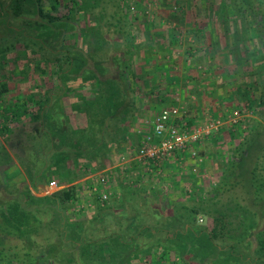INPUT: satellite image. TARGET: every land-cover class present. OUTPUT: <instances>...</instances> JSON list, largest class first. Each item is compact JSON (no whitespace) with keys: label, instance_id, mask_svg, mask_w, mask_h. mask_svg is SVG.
Here are the masks:
<instances>
[{"label":"trees","instance_id":"obj_1","mask_svg":"<svg viewBox=\"0 0 264 264\" xmlns=\"http://www.w3.org/2000/svg\"><path fill=\"white\" fill-rule=\"evenodd\" d=\"M6 3L9 5L3 15L7 27L4 36L8 38L5 45H0V52L23 47L32 55L40 54L44 62H49L47 54L57 58L56 88L36 92L31 106L27 101L10 117L18 122L28 118L32 124L16 127L17 149L27 157L28 163L21 160L31 185L41 189L40 185L48 186L55 180L62 188L44 197L36 196L29 184L12 175V170L7 174L14 162L0 148V188L10 189L0 194V214L2 221L12 228L10 235L0 232V264L70 263L74 261L73 250H80L79 258H83L84 264H131L135 260L140 264H264V0H220L215 10L210 0H199L196 5V39L205 40L213 35L210 27L219 20L221 33L218 31L216 36L224 47H233L224 57L227 66L223 65L225 73L220 75L224 87L231 85L229 76L237 81L232 92L236 100L240 95L241 101L239 108L232 110L242 111L249 103L257 117L246 125V130L233 132L223 128L213 135L219 146H227L225 154H229L217 184L208 196L192 193L193 199L189 201L173 198L174 189L165 193L163 188L148 191L145 186L127 187L124 199H98L94 222L103 221L110 212L118 228L97 239H90L85 229L81 232L80 226L69 221L67 207L76 198V192L73 184L66 185L74 179L66 177L68 173H59L77 165L79 178L82 168L96 165L93 160L86 161L89 156H106L126 143L129 125L138 113V100L146 87L154 93L161 64L155 63L151 69L135 64V55L143 51L138 49L130 28L125 0ZM81 14L95 16L98 25L104 22L96 35L98 48L105 57L100 55L97 59L87 49H74L73 44L63 41V35L59 36L62 25L75 21ZM176 34L170 36L172 46L179 45ZM58 37L63 44L52 46ZM104 44L108 46L105 50ZM149 74L152 78L148 80ZM6 91L8 87L1 83V99ZM235 99H228V106L239 102ZM55 105L60 113L54 111ZM73 113L82 114L79 125L72 123ZM32 130L38 132L33 138H42L39 156L28 142L31 136L25 134ZM221 151L216 158L222 157ZM73 154L83 162L71 164ZM51 171L55 176L48 179L47 173ZM138 195L141 199L136 201ZM124 206H129V210H124ZM208 218L213 221L211 229L199 222ZM252 235L257 237L254 249ZM10 236L17 237L19 242L8 245L5 238L7 241Z\"/></svg>","mask_w":264,"mask_h":264},{"label":"rangeland","instance_id":"obj_2","mask_svg":"<svg viewBox=\"0 0 264 264\" xmlns=\"http://www.w3.org/2000/svg\"><path fill=\"white\" fill-rule=\"evenodd\" d=\"M125 3L127 4V13L129 14V20H130V28H132V33L136 36V44L139 50L143 51L141 54L135 55L136 65H147L148 69H151V66L154 63V61L157 60L159 63V55H162L161 61H163L166 57L163 53L162 49H166V46L177 48L176 50L181 52L188 46V39L191 37L194 41L196 40L197 43L201 39H196L195 36V29L193 25V21H197L195 17V12L197 10V4L199 3V0L197 2H193L192 0H125ZM210 3H212V9L215 10L220 3V0H210ZM9 4L6 3V0L2 1L0 0V45L3 44L4 41H7L8 37H5L4 35L7 34V27L5 26V20L4 18V10L7 9ZM200 5V4H199ZM8 24L10 25V17L8 18ZM104 22L100 23L98 25L95 16H89V15H80L75 18V21L68 22L67 24L62 25L61 30L62 33H60L59 36L63 35V41H67L70 46L74 45V49L77 47H80L81 49H87L89 53H92L93 56L97 58V56L102 55L105 57V55L100 51L98 48V38L96 35V32H98V29L100 27L103 28ZM8 25V26H9ZM101 28V29H102ZM173 28V30H171ZM10 29V28H8ZM175 29V30H174ZM180 30L185 33V39L182 45V48L176 47L174 44L172 46L170 42V36L174 35L176 30ZM10 33V31L8 30ZM71 35V36H69ZM5 37V38H4ZM60 37L54 41L52 46H58L62 45L63 42H60ZM198 38V37H197ZM195 43V42H194ZM73 44V45H71ZM104 50L108 48L106 44L103 45ZM137 50V51H139ZM138 53V52H137ZM183 54V53H182ZM180 54L181 56L177 55V62H173L172 64H169L170 66L164 67L162 66V80H158V82L155 84L156 93L158 92L159 95H156L151 92L150 87H146L143 93L141 95L140 99L138 100V113L136 114L134 118V122H132L129 125V132L135 131L137 132L140 128H145L148 124V122H151L155 115L165 106H167L171 100L168 98V92L169 90L167 87H170L171 85H175V91L174 97H179L177 95V90H186L184 87L186 86L185 82L181 80V77L184 76V70H185V55ZM47 58L49 59V62H44L43 58L40 54L32 55L28 53L23 47H17V49L12 51H3L0 52V85L6 84L8 87V91L3 95L2 102L0 103V118L2 119V122H5L7 120L8 114L14 115L15 111H18V109L23 107L27 101V105L31 106L34 98V94L36 92H44V90H47L48 88L54 89L56 88L57 84L59 83L56 73L54 72L56 62V56H51L47 54ZM98 59V58H97ZM148 60V61H147ZM39 65V70H38ZM176 65H180L179 67H175ZM164 67V68H163ZM174 69L175 71H172L171 73H175V75H178L179 78L174 82L171 80H168L169 76L166 74H163L164 71H167V69ZM40 69H44V72H40ZM139 70V69H138ZM160 76V77H161ZM146 78L149 80L152 78V75H146ZM48 82L47 86L44 83ZM160 81V82H159ZM170 84V85H169ZM179 88V89H178ZM154 89V88H153ZM154 89V92H155ZM177 95V96H176ZM76 97V95H75ZM181 100V99H180ZM64 101H68L64 98ZM188 102V101H187ZM60 105L67 103V102H59ZM175 103H179V101L175 100ZM240 102H236L235 105L233 104L232 107L229 106L230 110L234 108H239ZM5 106H2V105ZM183 105L188 109V104ZM246 106L242 108V115L245 116L246 125H250L257 117L251 111V108L249 105L245 104ZM54 111H59L57 108H59L58 105H55ZM197 108L196 106H191L190 109L194 110ZM229 110V111H230ZM60 113V112H57ZM246 114H249L248 116ZM72 123L74 122V125H79L80 120L82 118V114L73 113L72 114ZM213 115V114H211ZM204 116V117H203ZM203 116L201 117V120H205L206 114L203 113ZM10 117V125H13V127L10 129V144H8V139L6 140L7 136L5 134L7 132L1 133L2 141H0V148H3L9 156H11V159L13 160V164L11 168L7 169V174H10V171L12 170V175H16V179L19 181H25L27 184H29L32 193H34L38 197H44L47 194H52L53 192L57 191V189H52L48 185V189L45 191H42L38 188H34L31 185L29 175L26 173V165L22 164V158L24 161L28 163V161L25 159L23 154L21 153L20 149H17L18 145H15L13 142L11 143V140L14 136H12L11 133H13V129H16L17 125H32L28 118H25L22 121H16ZM199 125V121L197 122ZM8 124V125H9ZM73 125V124H72ZM192 125V123L190 124ZM225 127V125L222 127ZM229 129V128H228ZM244 130V129H243ZM246 130V129H245ZM231 131V130H230ZM35 130H32L31 132H26L25 134L30 135L28 142L31 144V148H33V152H36L37 156H39L40 152V145L42 144V138L39 136L37 138H33L34 135H36ZM136 135H133L131 137L132 141H137ZM213 140V141H212ZM127 143H129L128 140ZM127 143H124L120 148L118 147V150L113 148V151L108 153L106 156H96L91 155L89 156V159L86 161L93 160V162L97 163L96 166H102L104 163H106L108 166H114L115 162L113 160L117 159L118 154H121L124 152L125 147ZM219 143V142H218ZM217 142H215L214 136H211L209 139H207L205 142L201 145V151H206L205 157L202 161H197L190 159L188 161L189 163L186 164L184 167L178 166V165H171L167 166L166 172L164 173V177L160 180V183H157L156 181H153V179H148L145 176L142 179V187H146V190L150 189H161L162 186L167 187L169 189H174L173 193H175L173 198H179L183 201H189L193 199L191 196L192 193H196V195H204L208 196L210 194V191L213 186H215L221 177L222 168L226 166V157H229V154H225L227 151L226 145L219 146ZM131 144V143H130ZM132 145V144H131ZM123 147V149H122ZM221 148L223 151H221ZM219 150L223 152L222 157L216 158L215 156L219 153ZM93 157V158H92ZM111 158L112 162H108L106 159ZM33 158V156H32ZM29 157L30 161L33 162V159ZM73 161L72 162H81L82 158L77 155H72ZM28 159V160H29ZM225 161H224V160ZM38 160V158H37ZM85 161V160H84ZM29 162V163H31ZM83 162V161H82ZM15 169L14 168V165ZM56 164V162L54 163ZM70 164V165H71ZM166 164V163H165ZM33 165V164H32ZM27 167H29L27 165ZM77 167V168H75ZM30 169V167H29ZM135 174L141 173V169H137V167L134 169ZM15 171V172H14ZM82 175L81 177H77L76 173L79 172V167L72 166L71 170L67 171H60L59 175H65V173H68V178H73L72 183H68L66 186L70 184H80L83 182L86 177L83 172V168L80 170ZM17 173V174H16ZM143 174V173H141ZM48 179H51V177H54L55 175L52 174V171L47 173ZM18 177V178H17ZM135 178L134 174H130V176H122L120 173L117 175V187L119 189L117 199H124V191L126 188H131L132 184H128V180H133ZM162 183V186H161ZM10 184V182H9ZM141 184V180H140ZM134 187V186H132ZM125 189V190H124ZM165 190V189H164ZM10 191V189L0 188V194H6L5 192ZM185 191L187 193H185ZM126 192V191H125ZM167 193V190L164 191ZM189 193V194H188ZM195 195V197H197ZM139 196V197H138ZM136 196L137 200H140V196ZM113 199H110L109 201H112ZM129 203V202H127ZM169 203V202H168ZM132 204V203H131ZM129 205V204H128ZM124 210H129V206H124ZM96 204L91 208L87 210H77V206L75 203H69L67 207V217L69 218V221L74 223V225L80 226L82 229L81 232L86 231V235L88 234V237L90 239H97L101 237L109 236L112 232H114L118 226L116 223L113 222V217L110 216V212L106 213V215L103 218V221H99V223L94 222V215L96 213ZM119 211H122V208H119ZM112 212V211H111ZM115 212V211H113ZM0 219L2 227L0 228V232L2 234L8 233L10 235V230L12 228L8 227L7 224H5L2 221V216L0 214ZM200 220V219H199ZM201 224L205 225L207 229H211L213 227V221L212 219H204V221H199ZM90 227V228H89ZM18 236V235H16ZM4 238V237H3ZM252 249L257 247V237L256 235H252ZM5 242L8 243L10 246H14L19 242V239L14 236H10L7 241L5 238ZM251 248V247H250ZM118 249V248H117ZM72 257H74V261L67 263L64 261V264H84L82 261L83 258H79L81 255L80 250H73L71 252ZM106 257H109L108 254H106ZM81 259V260H80ZM139 260L133 261L131 264H140L138 262ZM15 262V261H14ZM14 262L6 263V264H16ZM196 264V263H195Z\"/></svg>","mask_w":264,"mask_h":264},{"label":"built area","instance_id":"obj_3","mask_svg":"<svg viewBox=\"0 0 264 264\" xmlns=\"http://www.w3.org/2000/svg\"><path fill=\"white\" fill-rule=\"evenodd\" d=\"M176 33L178 41L183 43L186 38L185 33L178 29ZM188 40L193 42L191 37ZM176 101L179 100L176 98ZM224 116L226 120L220 117L210 118L201 125H190L188 112L183 104L176 103L162 108L145 128L137 130L136 133L140 138L138 147H132L126 141L124 152L118 154L114 166L109 169H102L96 165L83 168L86 179L80 184H74L76 198L71 203H75L79 211L91 209L98 199L109 201L116 198L119 191L116 183L118 173L123 177L134 174L135 178L128 180L127 183L142 187L144 176L160 183L167 166L184 167L190 159L195 162L202 161L205 158L201 154L202 143L219 132L224 124H227V128L233 132L246 128L244 115L239 109H233ZM7 122H10V114L5 122L0 118V136L1 133L10 131L11 125ZM129 138L126 137V140ZM129 152L135 154L130 156ZM136 167L141 169L143 174H135ZM49 187L57 190L62 188L55 180L49 183ZM162 188L169 190L168 186Z\"/></svg>","mask_w":264,"mask_h":264},{"label":"crops","instance_id":"obj_4","mask_svg":"<svg viewBox=\"0 0 264 264\" xmlns=\"http://www.w3.org/2000/svg\"><path fill=\"white\" fill-rule=\"evenodd\" d=\"M213 23H214L213 27H212V29L210 27V30H212L211 33L212 34L214 33V34L211 36L210 35L207 36L208 37L207 39L202 40L200 38L201 40H199L198 43L196 40L195 41L193 40V42L188 41L189 45L186 48H184V50H182L181 52L180 51L178 52L176 50L177 48L166 46V49H164V50L162 49L163 53H166L165 54L166 58L163 61H161L160 59H162L163 57H162V55H159V58H160V59H158L159 63L157 62V60L154 61V63L156 62L158 64H161L160 65L161 67L162 66L167 67V66H170L169 64H172L173 62H177V57H178L177 55L181 56L180 54H182V53L184 55L186 54L185 55L186 60H185V66H184L185 67L184 76L181 77V80L183 82H185V84H186V86L184 87L186 90H180V91L177 90L176 94L179 95V97H177V99L179 100V103H181V104L184 103L186 105L188 104V109H187L188 120H189L190 124L192 123V125H197L198 121H199V125H201V124L205 123L207 120H209L210 118L215 119V118L220 117V118H223L226 120L224 115L228 114V112L230 110V108L228 106L229 104L226 103V101L228 99H230L231 97L233 99L236 98L235 97L236 95L232 92V90H233L232 86L233 87L236 86L235 82H237L234 80V77H231V76L228 77L229 81H231V85H229V88L224 87V86H222V84H220V82H221L220 75L225 73V69H224L225 67L224 66H227V62L224 60V57H225V55H227L230 52L231 49H233V47H230V48L224 47V44H221L222 42L220 40V37L216 36V33H218V31H219L218 34L220 35L221 29H219V25L222 27V24L219 20L214 21ZM171 30H173V28H171ZM181 44H183V43L179 42V45L176 47L182 48ZM165 62H167V63H165ZM179 66L180 65H176L175 67L177 68ZM172 71H175V70L172 68L167 69V71H164L163 74H166V76L167 75L169 76L168 80L175 82L179 78V76L175 75V73H171ZM161 75H162V71L159 74L160 81L163 79ZM238 79L241 81V83H243V81H244L243 77H240ZM167 89L169 90L168 98L171 100V102L165 107L176 104L175 103L176 97H174V92H171V90L175 91L174 90L175 89L174 83L170 87H167ZM228 89H230V90H228ZM153 94H155V96L159 95L158 92L156 93V89H155V92ZM239 96L240 95H238V100H236V99L235 100L240 102L241 100H240ZM244 101L245 100H242L241 103H245ZM246 104L250 106L249 103H246ZM191 106H196L197 108H195L194 110H191L190 109ZM203 113L206 114L205 120H201ZM211 114H213V115H211ZM246 115L248 116L249 114H246ZM244 119L246 120L245 116H244ZM224 125H225V127H228L227 124H224ZM21 126L22 125H19V128ZM12 127H13V125H11V128ZM10 132L11 131H7V133L5 134V136L8 135L6 138V140L8 139V144H10ZM11 134H12V136H15L11 140V143L13 142L15 145H17L18 139L16 138V129H13V133H11ZM133 135L138 136L137 133L132 130L129 132V134H127L126 137H130L128 141H129V143L132 144V147L133 146L138 147L140 138L138 136L137 141L133 142L131 139V137ZM20 136H24V134L20 135ZM24 138L25 137H23V139ZM0 141H2V139ZM0 144H2V143H0ZM128 154L130 156H133V154H135V152H129ZM203 155H205V154H203ZM106 160L108 162L110 161V163L112 162L111 158H107ZM114 161H115V159L113 160V162ZM101 168L102 169H109V168H111V166H108L105 163L104 165H102ZM40 188H41L40 190H42V191L46 190V189H44V186H42V185H40Z\"/></svg>","mask_w":264,"mask_h":264},{"label":"water","instance_id":"obj_5","mask_svg":"<svg viewBox=\"0 0 264 264\" xmlns=\"http://www.w3.org/2000/svg\"><path fill=\"white\" fill-rule=\"evenodd\" d=\"M44 189H46V190H47V187H46V186H44Z\"/></svg>","mask_w":264,"mask_h":264},{"label":"flooded vegetation","instance_id":"obj_6","mask_svg":"<svg viewBox=\"0 0 264 264\" xmlns=\"http://www.w3.org/2000/svg\"><path fill=\"white\" fill-rule=\"evenodd\" d=\"M47 187V189H48V186H46Z\"/></svg>","mask_w":264,"mask_h":264}]
</instances>
